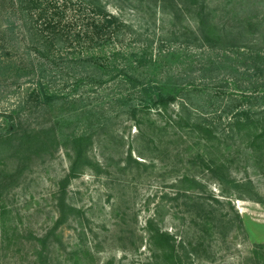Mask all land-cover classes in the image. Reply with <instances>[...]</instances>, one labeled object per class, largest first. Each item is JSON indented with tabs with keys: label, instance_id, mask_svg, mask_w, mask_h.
<instances>
[{
	"label": "trees",
	"instance_id": "16d2710c",
	"mask_svg": "<svg viewBox=\"0 0 264 264\" xmlns=\"http://www.w3.org/2000/svg\"><path fill=\"white\" fill-rule=\"evenodd\" d=\"M105 1L17 0L29 50L36 61H45L36 65L39 83L34 95L52 110L62 109L68 100L67 109L72 111L37 134L22 135L14 123L5 130L6 139L14 141L26 136L40 137L43 146L52 141L70 160L68 174L56 183L53 194L57 216L43 233L25 235L12 217L13 210L0 202V251L13 246L14 253L20 254L26 240L31 241L29 264L92 262L94 254L86 242L63 247L58 231L73 215L79 224L85 215L69 201L70 180L87 169L99 177L111 167L103 153V162L92 160V148L106 150L113 143L126 144L116 126L119 119L128 132L131 127L136 130L130 141L126 139V167L144 165L132 152L139 159L162 162L163 154L168 158L174 151L180 161L188 158L192 167L210 172L220 185L234 160L235 165L248 164L257 176L264 177V12L250 4L257 2L117 0V12L113 13ZM130 5H146L154 25L157 15L162 17L161 27L143 39L123 17ZM101 48L110 50L100 53L97 50ZM231 58L235 60V96L224 98L221 71ZM60 77L72 79L70 94L59 90ZM208 81L219 85V91L207 92ZM82 86L90 88V95L83 91L76 94ZM105 97H110V114L104 113ZM219 98L224 104L216 124L209 118L207 103L212 105ZM69 124L73 132L58 131ZM230 139H235L234 152L233 145H224ZM195 148L197 152L189 154ZM13 175L17 173L10 177H16ZM188 198L205 207L201 193ZM154 220L149 217L144 227L153 264H183L190 252L182 244L178 250L175 236Z\"/></svg>",
	"mask_w": 264,
	"mask_h": 264
},
{
	"label": "rangeland",
	"instance_id": "374dc122",
	"mask_svg": "<svg viewBox=\"0 0 264 264\" xmlns=\"http://www.w3.org/2000/svg\"><path fill=\"white\" fill-rule=\"evenodd\" d=\"M254 1L257 3H250L251 6L257 5L258 11L264 12V0ZM105 2L110 12H117V0ZM147 12L146 5H130L123 16L134 30L142 33L143 39L162 25L161 16L157 15L154 25ZM159 34L158 30L157 37ZM28 44L17 0H0V134L3 135L0 202L13 210L12 217L16 218L19 229L31 236L43 233L57 216L53 194L57 192L56 183L68 174L70 160L52 141L44 146L40 137L26 136L25 140L21 137L14 141L6 139L5 130L14 123L22 135L31 131L37 134L56 118L66 117L72 111L67 109L68 100L62 109L52 110L34 95L39 83L36 65L45 61H36ZM156 47L154 44V49ZM109 50L97 51L107 53ZM224 65L221 76L226 79L220 92L224 93V98L234 97L235 60L228 59ZM57 82L61 92L70 94L73 90L71 78L60 77ZM206 85L207 92L219 91V85L209 81ZM81 91L90 95L91 90L82 86L76 94ZM109 99L105 97L103 105L107 114L111 113ZM223 100L213 101V107L207 103L209 118L216 124ZM116 126L125 136L124 146L113 143L106 150L93 147L89 152L94 161L103 162L102 153L110 159L108 173L96 177L93 170L87 169L67 185L69 201L85 215L81 224L73 215L59 227L63 247L86 242L94 254L89 264H153L144 232L145 222L150 217L162 230L175 236L178 250L182 244L190 252L183 264H264V177L257 176L248 164L237 162L238 166L235 165L234 160L231 172L222 175L224 183L220 185L210 172L192 167L186 161L188 158L180 161L174 151L168 158L163 154L162 162L139 159L132 152L145 166L126 167L124 153L136 130L133 127L129 132L125 130L120 119ZM58 131L71 133L74 128L69 124ZM234 142L235 139H230L224 145H233L231 151L234 152ZM196 152V148L191 149L189 154ZM211 153L215 151L212 149ZM145 154L152 156L147 151ZM15 173L16 177H10ZM184 175L186 179L181 178ZM195 193H201L205 207L195 205L194 200L188 198ZM22 247L20 254L14 253L13 246L2 249L0 264H29L32 242L26 240ZM59 250L62 251V247Z\"/></svg>",
	"mask_w": 264,
	"mask_h": 264
}]
</instances>
